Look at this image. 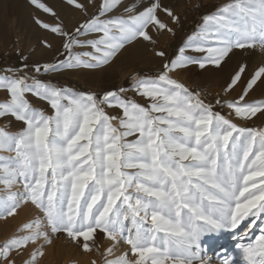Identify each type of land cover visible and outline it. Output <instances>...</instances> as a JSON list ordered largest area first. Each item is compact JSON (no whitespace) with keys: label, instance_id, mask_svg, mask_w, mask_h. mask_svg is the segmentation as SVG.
<instances>
[{"label":"snow or ice","instance_id":"1","mask_svg":"<svg viewBox=\"0 0 264 264\" xmlns=\"http://www.w3.org/2000/svg\"><path fill=\"white\" fill-rule=\"evenodd\" d=\"M63 2L83 17L74 31L46 0H29L52 21L34 18L60 40L57 58L18 53V65L0 68V219L37 213L0 245V264H40L59 235L100 264H215L203 241L223 232L236 252L220 264H264V127L252 126L264 120V99L252 95L264 88V60L231 68L214 101L174 78L192 65L223 70L237 49L264 56V0H225L171 57L155 51V74L103 92L50 74L107 66L133 43L155 48L181 18L164 0Z\"/></svg>","mask_w":264,"mask_h":264},{"label":"rangeland","instance_id":"2","mask_svg":"<svg viewBox=\"0 0 264 264\" xmlns=\"http://www.w3.org/2000/svg\"><path fill=\"white\" fill-rule=\"evenodd\" d=\"M20 1L23 6L22 12H8L0 8V68L7 65H18L21 62L18 53L28 57V63H49L55 60L60 52L63 51L58 38H54L53 35L34 23V18L36 17L51 23L52 21L48 14L35 9L30 5L29 0ZM46 2L59 13L69 31H74L78 23L82 22L81 13L67 7L63 0H46ZM224 2L225 0H175L172 8L180 16L181 24L174 26V36L171 34L159 35L155 48L145 43H140L142 50L135 52L132 50L133 43L121 51L114 62L107 66L93 70L83 68L63 69L58 73L50 74L51 78L55 83L81 91L103 92L104 90L118 87L130 88V78L137 73L151 75L160 69L163 61L155 56V51L163 49L171 57L187 37L198 28L202 22V16L211 13L218 5ZM24 15L26 16L25 18L23 17ZM45 40L52 44V48L44 46L42 42ZM233 55L227 62V65H232L231 68L243 62L247 63L251 69L264 60V56L261 55L259 49H237ZM232 58H236V60L231 61ZM231 68L221 70L209 66L201 70L198 66L192 65L176 71L174 78L183 82L189 88L204 93L208 101H214L218 95H226L223 92V88ZM133 95L134 93L129 91V96ZM252 95L255 98L264 99V91L258 92L255 90ZM2 98L3 93H0V99ZM29 99L32 100L34 106H41L40 102L35 98L29 97ZM252 126L264 127V120H256ZM20 128V124L13 122L9 130L16 132ZM3 154L9 155V153ZM3 188L4 186L0 184V190ZM12 191H22V186L16 185ZM18 211L19 215L15 218L0 219V245H3L5 240L17 233L24 222L35 219L37 215L36 210L31 206H24ZM211 239L225 240V242L232 240L224 248L217 249V246H215L210 251H207V257L215 261V264H220L219 258L224 254L236 252V240L230 232L206 236L203 242L206 243ZM106 246L107 242L102 237L99 238L97 247L104 251ZM124 247L126 248L127 246L125 245ZM25 258H18L17 264H22V260ZM102 259L103 257L99 256L95 251L85 253L64 235H59L54 237L52 244L46 247L45 255L40 259V264H92L94 260L96 264H100Z\"/></svg>","mask_w":264,"mask_h":264},{"label":"bare ground","instance_id":"3","mask_svg":"<svg viewBox=\"0 0 264 264\" xmlns=\"http://www.w3.org/2000/svg\"><path fill=\"white\" fill-rule=\"evenodd\" d=\"M164 3L173 7L175 0H166ZM0 8L3 11H8V12H15V11L16 12H19V11L22 12L23 11V6H22L20 0H0ZM23 17L25 18L26 16L24 15ZM132 50H134L135 52H139L140 50H142L141 44L140 43H134L132 46ZM234 60H236V58H232L231 61H234ZM234 64H236V63H234ZM230 65L231 64L225 66L224 67L225 70L230 69L232 67V65L231 66ZM256 91H258V92L264 91V88H257ZM231 241L232 240H228L225 242V240L211 239V240L207 241L205 244L207 245V251H210L215 246H217V249L224 248L226 245H228L227 243H229ZM207 255H208V253H207Z\"/></svg>","mask_w":264,"mask_h":264}]
</instances>
